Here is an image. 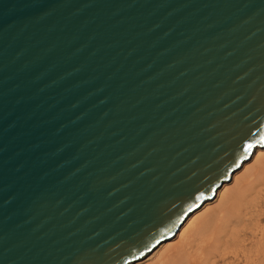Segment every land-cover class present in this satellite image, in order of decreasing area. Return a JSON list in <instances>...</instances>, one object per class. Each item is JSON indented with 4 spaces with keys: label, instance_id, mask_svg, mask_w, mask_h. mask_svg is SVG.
Listing matches in <instances>:
<instances>
[{
    "label": "water",
    "instance_id": "95a60500",
    "mask_svg": "<svg viewBox=\"0 0 264 264\" xmlns=\"http://www.w3.org/2000/svg\"><path fill=\"white\" fill-rule=\"evenodd\" d=\"M258 147L264 0H0V264L133 263Z\"/></svg>",
    "mask_w": 264,
    "mask_h": 264
},
{
    "label": "bare ground",
    "instance_id": "6f19581e",
    "mask_svg": "<svg viewBox=\"0 0 264 264\" xmlns=\"http://www.w3.org/2000/svg\"><path fill=\"white\" fill-rule=\"evenodd\" d=\"M130 264H264V148L255 149L173 238Z\"/></svg>",
    "mask_w": 264,
    "mask_h": 264
},
{
    "label": "rangeland",
    "instance_id": "374dc122",
    "mask_svg": "<svg viewBox=\"0 0 264 264\" xmlns=\"http://www.w3.org/2000/svg\"><path fill=\"white\" fill-rule=\"evenodd\" d=\"M255 160L256 159H252V160L248 161V163H247L248 167L247 168L252 169L256 165ZM238 172H241V173L244 172V168L240 169V171H238ZM241 173H239V174H241ZM231 185H233V184H231ZM213 205H215V206L218 205V200H214ZM173 241H176V240L173 239Z\"/></svg>",
    "mask_w": 264,
    "mask_h": 264
},
{
    "label": "snow or ice",
    "instance_id": "6c2138e0",
    "mask_svg": "<svg viewBox=\"0 0 264 264\" xmlns=\"http://www.w3.org/2000/svg\"><path fill=\"white\" fill-rule=\"evenodd\" d=\"M248 147H249V148H251L252 146H251V145H249Z\"/></svg>",
    "mask_w": 264,
    "mask_h": 264
}]
</instances>
